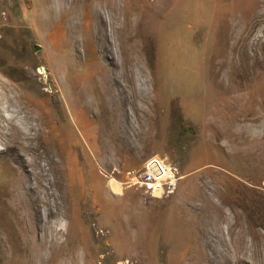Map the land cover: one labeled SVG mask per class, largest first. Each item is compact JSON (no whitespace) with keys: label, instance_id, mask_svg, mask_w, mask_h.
<instances>
[{"label":"rangeland","instance_id":"rangeland-1","mask_svg":"<svg viewBox=\"0 0 264 264\" xmlns=\"http://www.w3.org/2000/svg\"><path fill=\"white\" fill-rule=\"evenodd\" d=\"M0 264H264V0H0Z\"/></svg>","mask_w":264,"mask_h":264},{"label":"built area","instance_id":"built-area-1","mask_svg":"<svg viewBox=\"0 0 264 264\" xmlns=\"http://www.w3.org/2000/svg\"><path fill=\"white\" fill-rule=\"evenodd\" d=\"M181 177L177 166L166 156L152 154L139 166L126 170L127 185H136L153 196L173 192L177 179Z\"/></svg>","mask_w":264,"mask_h":264}]
</instances>
